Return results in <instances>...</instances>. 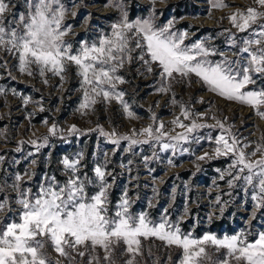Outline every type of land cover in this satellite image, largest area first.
<instances>
[{
  "label": "snow or ice",
  "instance_id": "1",
  "mask_svg": "<svg viewBox=\"0 0 264 264\" xmlns=\"http://www.w3.org/2000/svg\"><path fill=\"white\" fill-rule=\"evenodd\" d=\"M208 2L209 16L211 9L229 6L224 0ZM252 5L228 16L238 32L247 33L239 42L229 33L230 47L240 45L236 53L239 58L235 60L209 45L207 39L211 37L185 43L189 35L187 30L175 29V20L158 25L155 12L147 18L130 20L124 0H109L108 6L120 13V18L111 25L110 34L101 32L98 40H81L75 48L65 39L72 32V25L65 23L68 8L63 0H23L24 10L12 20L8 19V13L12 11L11 0H0V51L13 56L18 61L19 71L29 76L34 71L41 77L51 73L63 82L68 68L75 66L76 74L81 78L83 97L78 111L82 115L88 110L95 111L98 102L114 100L122 105L128 118L134 119L135 114L123 99L125 92L118 91L117 84L126 83L120 70L126 64L139 61L145 72L158 74V93L172 92L175 85L190 87L195 77V82L209 92L252 108L254 114L264 120V84L261 83L264 80V0H252ZM217 55L221 58H212ZM43 82L47 84L48 80L45 78ZM3 91L0 88V93ZM23 100L25 104L29 102L28 97ZM171 102L180 106V115L171 123L184 129L175 135L171 134L175 129L166 131L165 124L157 122L154 114L153 123L139 130L133 129L131 134L105 132L99 125L95 130L117 147L121 141H127L126 152H131L136 145L149 144L153 148V158L158 159L157 145L160 152L171 150L173 155L183 154L189 152L184 144L201 142L202 137L193 135L199 129L218 128L219 135L207 137L216 145L212 154L205 152L197 159L231 156L227 170L217 169L220 179L223 180L225 175L230 177L227 180L230 188L235 182L243 181V185L252 190L254 208H264V136L252 151H246L250 143L244 142L233 131L235 125L227 124V117L221 120L213 115L211 119L215 124L199 123L203 113L193 112L189 105L178 101L174 93ZM196 102L205 103L203 99ZM185 120L190 123H184ZM57 131L55 123L48 129L52 136ZM68 132L83 134L74 124ZM48 141V136H42L30 143L39 152L49 146ZM115 151L113 149V154ZM257 155L259 159H253ZM83 158V152L75 159L64 157L61 163L70 173L69 178L61 183L54 175L45 174L35 191L22 188L18 183L22 177L16 175L17 183H13L12 188L19 208L7 223L0 219V264H119L117 255L123 258V264H141L142 261L147 264L146 257L151 259V264H171L170 254L161 262L153 251L154 243H145L156 240L163 242L165 248L180 250L175 264H264V230L258 231L252 240L248 238L251 233L243 229L222 237L212 232L195 236L192 231H183L179 221L169 219L168 208L163 209L159 219L152 218L147 211H131L135 201L129 196L127 186L113 205L111 189L116 176L108 171L107 162L94 166V177H88L86 173L81 175ZM148 159L144 158L146 164ZM128 163L130 165L132 161ZM168 164L175 166L172 159ZM25 175L35 173L26 172ZM90 187L96 191L90 193ZM153 193L158 194V190L153 188ZM220 202L217 197V203ZM148 206L154 207L151 200ZM6 210L12 211L8 197L0 199V212ZM220 211L222 213L224 209ZM188 214L185 208L184 215ZM252 218L255 219V214ZM49 249L57 254L56 259L49 254ZM221 250L222 258H213Z\"/></svg>",
  "mask_w": 264,
  "mask_h": 264
},
{
  "label": "rangeland",
  "instance_id": "2",
  "mask_svg": "<svg viewBox=\"0 0 264 264\" xmlns=\"http://www.w3.org/2000/svg\"><path fill=\"white\" fill-rule=\"evenodd\" d=\"M68 8L65 23L72 25V32L65 39L73 43L74 48L78 42H89L99 39L101 32L111 33V25L120 18L117 9L108 6L109 0H63ZM130 20L147 18L155 12V22L164 25L169 20H175V29L187 30L188 39L185 43H193L197 40L207 39L209 45L215 47L219 53L229 59H238L237 47H230L229 33L235 35L239 42L247 33L238 32L230 23L228 16L238 9H245L252 5V0H224L228 7L211 9L208 0H124ZM12 11L8 13V19L12 20L24 10L23 0H11ZM76 15L73 16L72 13ZM228 30V31H225ZM135 55V53L133 54ZM213 59H220L217 55ZM6 62V64H5ZM0 199L9 198L12 208L0 212V219L5 223L10 217H14L19 206L15 204L16 192L13 183H17L15 177L19 174V181L24 189H37L45 174L54 175L63 183L70 176L66 172L61 161L64 157L75 159L80 152L84 153L81 161L80 174L94 177L92 169L97 163L107 162L108 171L116 176V181L111 189L113 205L120 199L127 186L128 194L135 201L131 211L134 213L147 211L154 219H159L163 209L168 208L169 219L179 221L183 231H192L195 236H202L205 232L215 233L217 236L233 235L240 230L250 232V240L255 239L258 231L264 230V208L255 209L251 200L252 190L243 185V181L235 182L234 187H229L227 180L220 179L222 172L228 169L231 156L218 157L216 159L198 160L197 157L208 152L210 155L216 145L207 140L211 135L215 138L220 134L218 128L205 127L199 129L193 135L202 137L196 144H184L189 152L173 155L171 150L160 152L159 146L155 151L159 158H153V148L149 144L136 145L131 152L124 149L128 147L127 141H121L117 147L107 137L100 135L97 125L105 132L115 131L118 135L131 134V130L147 127L153 123V114L157 122L165 124V130L172 135L183 132L184 129L174 126L171 121L180 115L179 104L174 105L171 100L173 93L178 101L189 105L193 112L203 113V119L198 122L213 125L215 115L227 124H234L233 131L241 139L250 143L246 151H252L264 136V120L254 114L252 108L236 102L227 101L218 95L209 92L205 86L195 82L190 87L175 85L172 92L158 93L160 86L159 76L156 73L149 74L144 71L139 61L126 64L119 74L126 81L117 84V90L125 92L124 100L128 103L130 111L135 114L134 119L127 117L124 109L117 101L110 103L98 102L95 111L88 110L86 115L78 111L82 102L83 93L80 90L81 78L76 74L75 66H70L62 82L58 76L47 73L41 77L34 71L32 76L19 71L18 61L11 55L0 51ZM155 67V66H153ZM48 80L45 84L44 79ZM264 84V80H261ZM251 87V86H250ZM15 93V94H14ZM28 97L29 102L24 103L23 98ZM99 99V98H98ZM203 99L205 103H197ZM43 109V111L41 110ZM183 120V117H181ZM47 121V123H45ZM55 123L57 134L52 136L48 129ZM184 123H190L185 120ZM76 125L83 134H70L68 129ZM94 129L93 131H88ZM42 136H48L49 146L36 151L30 141ZM143 139V137H138ZM40 141L38 140V143ZM17 149H20L17 151ZM113 149H116L113 154ZM108 156L105 157L104 153ZM32 153V155H29ZM148 157L147 164L144 158ZM172 159L175 166L168 164ZM253 159H259V155ZM36 163L33 164L32 161ZM129 161L132 163L129 165ZM126 165L127 167H122ZM151 170V171H150ZM35 173L33 176L25 173ZM111 182V176L108 177ZM153 188L158 190L154 195ZM175 189V191H173ZM94 187L89 192H94ZM220 197V203H217ZM151 200L154 207L149 208ZM185 208L189 214L184 215ZM224 211L221 213L220 209ZM255 214V219H253ZM183 219L181 220V217ZM211 217V219H209ZM146 245L154 243L153 251L161 262L166 261L168 255L172 257L171 264H175L179 258V249L165 248L163 242L146 241ZM213 251L214 250H210ZM53 259L57 254L49 249ZM216 253L213 258L220 256ZM147 264L151 259L147 258ZM119 264H123V258L117 255ZM141 264H144L142 261Z\"/></svg>",
  "mask_w": 264,
  "mask_h": 264
}]
</instances>
